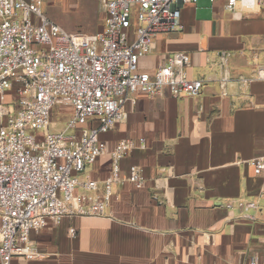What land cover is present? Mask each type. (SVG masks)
I'll return each instance as SVG.
<instances>
[{"label":"crops","instance_id":"crops-1","mask_svg":"<svg viewBox=\"0 0 264 264\" xmlns=\"http://www.w3.org/2000/svg\"><path fill=\"white\" fill-rule=\"evenodd\" d=\"M224 4H183L180 30L158 36L140 62L152 73L188 54L189 76L205 80L202 94L139 95L100 135L109 150L135 142L122 176L135 165L143 181L115 184L104 217L50 222L32 235L43 257L13 264H264V176L251 164L264 160V8L235 15ZM15 102L14 91L0 95V105ZM111 173L104 155L82 179L102 184Z\"/></svg>","mask_w":264,"mask_h":264},{"label":"built area","instance_id":"built-area-1","mask_svg":"<svg viewBox=\"0 0 264 264\" xmlns=\"http://www.w3.org/2000/svg\"><path fill=\"white\" fill-rule=\"evenodd\" d=\"M97 1L103 28L81 43L42 12L43 0H0V95L16 94L14 106L0 105L1 264L42 258L33 234L65 218L104 217L115 184L143 181L135 165L122 176L134 141L113 150L100 143L101 134L123 121L128 102L165 89L174 98L199 97L204 90V79L189 76L186 53L171 55L152 73L140 70L154 40L180 30L182 5L198 0ZM263 8L264 0L224 4L235 15ZM258 79L264 80L263 72ZM56 107L72 113L63 130L51 133ZM104 155L111 157V175L102 184L82 179ZM251 164L264 176V160ZM259 260L253 257L251 264Z\"/></svg>","mask_w":264,"mask_h":264},{"label":"rangeland","instance_id":"rangeland-1","mask_svg":"<svg viewBox=\"0 0 264 264\" xmlns=\"http://www.w3.org/2000/svg\"><path fill=\"white\" fill-rule=\"evenodd\" d=\"M42 12L81 43L96 38L105 17L97 0H43ZM71 113V108L56 107L49 132L63 130Z\"/></svg>","mask_w":264,"mask_h":264}]
</instances>
